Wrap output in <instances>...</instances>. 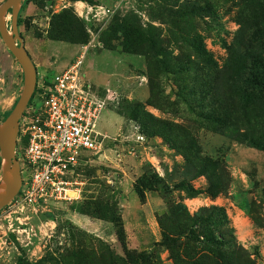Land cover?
I'll list each match as a JSON object with an SVG mask.
<instances>
[{
  "label": "rangeland",
  "instance_id": "374dc122",
  "mask_svg": "<svg viewBox=\"0 0 264 264\" xmlns=\"http://www.w3.org/2000/svg\"><path fill=\"white\" fill-rule=\"evenodd\" d=\"M21 8L20 33L39 79L85 51L82 76L105 105L100 153H85L77 169L80 197L1 209L0 264H125L127 254L162 240L159 219L168 226L179 203L191 214L223 207L228 238L264 264V150L193 113L226 98L222 80L236 69L230 48L248 11L243 0H121L108 13L94 0H25ZM7 20L10 27L11 13ZM189 64L200 70H185ZM23 85L22 66L0 34L1 121ZM247 113L248 139L264 144V101ZM158 250L159 264H174Z\"/></svg>",
  "mask_w": 264,
  "mask_h": 264
},
{
  "label": "trees",
  "instance_id": "16d2710c",
  "mask_svg": "<svg viewBox=\"0 0 264 264\" xmlns=\"http://www.w3.org/2000/svg\"><path fill=\"white\" fill-rule=\"evenodd\" d=\"M243 2L248 11L245 19L240 21L237 39L230 48V56L236 62V69L232 72L225 69L226 80H222L227 86L226 98L218 102L210 101L211 108H206L204 103L195 105L193 113L204 120L214 121L220 127L231 128L233 134H237L234 137L239 142L248 141L252 146L264 150L263 143L248 139L245 133V124L251 121L247 112L264 101V0ZM240 14L242 15L241 12ZM189 69L200 70L197 65L191 64L185 70ZM180 70L182 69L179 68L178 71ZM222 70L219 72H224V69ZM190 98H195L193 93ZM227 100L231 103V108L225 104ZM212 164V170L218 169V160ZM149 176L146 172L140 182L141 187L147 186L151 178ZM187 191L190 197H195L198 193L191 186H187ZM187 210L184 204L179 203L177 208L172 205L168 218L170 224L166 226L162 219H159L163 232L162 240L155 242L151 251L127 254L125 264H159L162 252L158 250L159 247L169 252L174 264H259L257 257H253L238 240L228 238L230 232L227 228L231 222L223 207H202L194 214Z\"/></svg>",
  "mask_w": 264,
  "mask_h": 264
},
{
  "label": "built area",
  "instance_id": "2783aa9c",
  "mask_svg": "<svg viewBox=\"0 0 264 264\" xmlns=\"http://www.w3.org/2000/svg\"><path fill=\"white\" fill-rule=\"evenodd\" d=\"M104 7V12L116 8ZM85 51L53 77L39 79L19 122L16 158L22 186L18 201L48 206L79 198L77 169L85 153H100L97 121L105 105L82 76Z\"/></svg>",
  "mask_w": 264,
  "mask_h": 264
},
{
  "label": "water",
  "instance_id": "95a60500",
  "mask_svg": "<svg viewBox=\"0 0 264 264\" xmlns=\"http://www.w3.org/2000/svg\"><path fill=\"white\" fill-rule=\"evenodd\" d=\"M25 0H5L0 4V34L9 51L23 69V90L8 117L0 120L1 175L0 210L19 194L22 186L20 164L16 158L19 122L34 93L38 81L37 66L20 33L19 17ZM11 13V26L7 23Z\"/></svg>",
  "mask_w": 264,
  "mask_h": 264
},
{
  "label": "crops",
  "instance_id": "0c3cea01",
  "mask_svg": "<svg viewBox=\"0 0 264 264\" xmlns=\"http://www.w3.org/2000/svg\"><path fill=\"white\" fill-rule=\"evenodd\" d=\"M121 0H94V4L96 5H102L104 7H113L116 3L120 2ZM198 198H193V199H188L187 200V203L188 202H194V207H193V210L195 211L196 209H198L200 207V205H198L196 203V200ZM189 204V203H188ZM159 239H157L158 241Z\"/></svg>",
  "mask_w": 264,
  "mask_h": 264
},
{
  "label": "bare ground",
  "instance_id": "6f19581e",
  "mask_svg": "<svg viewBox=\"0 0 264 264\" xmlns=\"http://www.w3.org/2000/svg\"><path fill=\"white\" fill-rule=\"evenodd\" d=\"M9 15V14H8ZM8 21V20H7Z\"/></svg>",
  "mask_w": 264,
  "mask_h": 264
},
{
  "label": "flooded vegetation",
  "instance_id": "af4514ba",
  "mask_svg": "<svg viewBox=\"0 0 264 264\" xmlns=\"http://www.w3.org/2000/svg\"><path fill=\"white\" fill-rule=\"evenodd\" d=\"M30 103V102H29Z\"/></svg>",
  "mask_w": 264,
  "mask_h": 264
}]
</instances>
